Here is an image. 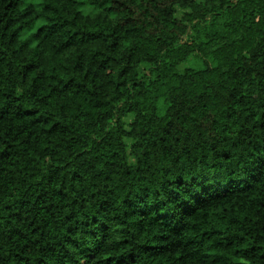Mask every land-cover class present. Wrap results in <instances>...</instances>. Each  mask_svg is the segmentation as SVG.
<instances>
[{"label": "clouds", "instance_id": "9594fccd", "mask_svg": "<svg viewBox=\"0 0 264 264\" xmlns=\"http://www.w3.org/2000/svg\"><path fill=\"white\" fill-rule=\"evenodd\" d=\"M0 264H264V0H0Z\"/></svg>", "mask_w": 264, "mask_h": 264}, {"label": "trees", "instance_id": "16d2710c", "mask_svg": "<svg viewBox=\"0 0 264 264\" xmlns=\"http://www.w3.org/2000/svg\"><path fill=\"white\" fill-rule=\"evenodd\" d=\"M152 247H155V245H153ZM161 247H164V245L162 244Z\"/></svg>", "mask_w": 264, "mask_h": 264}]
</instances>
